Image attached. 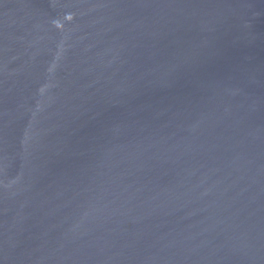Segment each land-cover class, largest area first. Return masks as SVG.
I'll return each mask as SVG.
<instances>
[{
  "label": "water",
  "instance_id": "1",
  "mask_svg": "<svg viewBox=\"0 0 264 264\" xmlns=\"http://www.w3.org/2000/svg\"><path fill=\"white\" fill-rule=\"evenodd\" d=\"M0 264H264V0H0Z\"/></svg>",
  "mask_w": 264,
  "mask_h": 264
}]
</instances>
